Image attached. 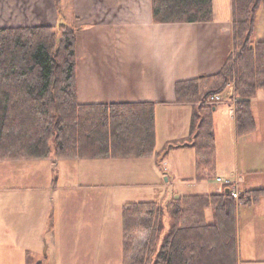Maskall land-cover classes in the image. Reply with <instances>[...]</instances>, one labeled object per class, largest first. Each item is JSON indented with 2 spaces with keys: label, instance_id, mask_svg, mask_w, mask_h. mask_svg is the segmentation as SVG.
<instances>
[{
  "label": "trees",
  "instance_id": "trees-1",
  "mask_svg": "<svg viewBox=\"0 0 264 264\" xmlns=\"http://www.w3.org/2000/svg\"><path fill=\"white\" fill-rule=\"evenodd\" d=\"M152 5L156 23L213 20V0H152ZM232 9L234 48L221 70L176 86V103L193 106L191 136L169 148H194L200 167L212 165L215 155L213 113L222 101L212 98L233 88L237 133L245 135L256 129L251 104L264 92V40H254L264 0H232ZM78 32L69 24L0 27V162L52 154L143 158L155 152L154 104L79 102ZM263 195L260 189L239 199L226 192L173 198L169 215L156 201L126 203L124 264H239L237 201L251 205ZM209 208L214 224L206 221Z\"/></svg>",
  "mask_w": 264,
  "mask_h": 264
},
{
  "label": "rangeland",
  "instance_id": "rangeland-1",
  "mask_svg": "<svg viewBox=\"0 0 264 264\" xmlns=\"http://www.w3.org/2000/svg\"><path fill=\"white\" fill-rule=\"evenodd\" d=\"M31 2L36 6L50 5L57 13L61 12V23H53L57 29L63 24L78 28L79 0H0V27L25 23L47 25L19 14L23 8L27 11L26 6ZM263 11L254 40H264L261 39L264 38ZM31 14L37 19L46 18L38 8ZM77 50L79 59V47ZM231 95L229 88L214 111L217 168L211 172L208 169L209 177L205 180L211 192H222L225 188L243 192L246 188L264 187L263 169H259L258 177L249 176L245 183H241L240 177L248 173L232 178L226 173L237 164L242 168H251L254 164L255 168H264V148L258 144L255 134L253 137L252 133L241 134L239 145L233 138L229 124L234 110ZM259 123L260 126L262 123ZM252 138L255 142L251 143ZM197 157L193 150L171 148L162 162L155 161V157L59 159L54 154L49 159L1 161L0 228L9 230V235L0 239V264H124L125 204L156 201L169 215L167 204L172 198L180 192H197L195 189L200 187L196 175L202 170L196 169ZM214 176H221L223 182ZM228 181L232 185L227 186ZM241 206H245L240 212V242L244 243L256 209L253 205ZM47 211L49 216L45 215ZM11 219L17 221L15 224L29 226L40 243L22 247L24 243L12 233L14 226L7 223ZM263 224L258 223L257 228L261 229ZM143 237L142 234L138 241ZM136 252L138 249H133L131 255Z\"/></svg>",
  "mask_w": 264,
  "mask_h": 264
},
{
  "label": "crops",
  "instance_id": "crops-1",
  "mask_svg": "<svg viewBox=\"0 0 264 264\" xmlns=\"http://www.w3.org/2000/svg\"><path fill=\"white\" fill-rule=\"evenodd\" d=\"M26 8L27 11L23 8L19 14L28 15L31 21L54 26L53 23L58 24L63 19L61 12L57 13L52 7L50 8V5L36 6L31 2ZM36 8L42 11L45 19L32 16L31 13H34ZM12 9L14 11L13 5ZM261 10L258 14L255 35ZM76 18L79 23L77 41L79 102L82 104H154L156 147L155 152L147 157H155V161L162 162L169 154V145L180 143L191 136L193 106L176 103L177 83L217 74L229 54L233 52L232 0H213V20L207 23H156L153 17L152 0H79V14ZM25 24L22 25H29ZM77 51L76 48V53ZM230 90H232L230 104L234 110L229 124L233 129V138L239 145L240 135L237 133L234 91L232 87ZM251 109L256 122V129L251 132L252 137L255 134L258 144L264 148L263 91H260L252 101ZM213 120L215 128L214 113ZM259 121L262 123L260 126ZM252 142H255L254 138L251 139ZM172 149H190L197 156V151L192 147L174 146ZM195 163L196 169L202 170L196 175L197 186L200 187L195 189L197 192H180L175 199L227 193L228 188L222 192H211L207 189L205 180L209 177L208 169L210 172L216 171L215 159L212 165L208 166L200 167L198 157ZM250 167L242 168L237 164L226 173L231 178L238 177L241 173H248L246 177H240L241 183H245L249 176L258 177L259 169L264 170V168H255L256 164ZM216 178L218 182H223L221 176ZM226 184L232 185V182L228 181ZM260 189L264 187L246 188L243 192L238 188L231 190L243 195L248 191ZM241 205L244 204L237 201L238 263L264 264V224L261 229L257 228L258 223H264V195L260 196L255 203L247 205H253L252 208L256 211L252 214L253 217L255 215L251 220L252 225L246 229L247 240L244 239L246 240L244 243L240 242L242 234L240 212L245 207ZM213 212L211 208L206 211V221L209 224L215 223ZM45 215L49 216V211ZM7 221L10 226H14L12 227L13 235H16L20 243H24L22 247L30 248L40 243V240L36 241L37 238L33 236L29 226L15 224L17 222L15 219ZM7 231L9 230L0 228V239L4 240L6 234L9 235ZM248 233L251 235L248 236ZM30 240H32L31 244H29ZM28 254L29 250L27 257H29Z\"/></svg>",
  "mask_w": 264,
  "mask_h": 264
},
{
  "label": "built area",
  "instance_id": "built-area-1",
  "mask_svg": "<svg viewBox=\"0 0 264 264\" xmlns=\"http://www.w3.org/2000/svg\"><path fill=\"white\" fill-rule=\"evenodd\" d=\"M220 95H216L215 97L212 98L213 101H220ZM219 181H221V179H219ZM233 197L238 199L239 198V194L237 192H233Z\"/></svg>",
  "mask_w": 264,
  "mask_h": 264
},
{
  "label": "water",
  "instance_id": "water-1",
  "mask_svg": "<svg viewBox=\"0 0 264 264\" xmlns=\"http://www.w3.org/2000/svg\"><path fill=\"white\" fill-rule=\"evenodd\" d=\"M227 193L229 194V190H227ZM176 198H178V197H176Z\"/></svg>",
  "mask_w": 264,
  "mask_h": 264
}]
</instances>
